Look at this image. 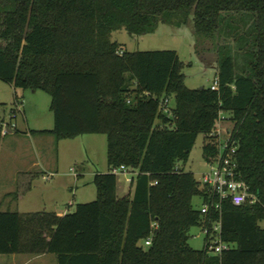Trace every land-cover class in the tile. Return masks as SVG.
I'll return each instance as SVG.
<instances>
[{
    "label": "trees",
    "instance_id": "obj_1",
    "mask_svg": "<svg viewBox=\"0 0 264 264\" xmlns=\"http://www.w3.org/2000/svg\"><path fill=\"white\" fill-rule=\"evenodd\" d=\"M190 17L195 37L217 57L216 92L187 89L174 51L128 53L111 42L121 30L152 35ZM0 82L49 96L53 128L31 134L57 142L103 135L107 164L92 180L95 201L72 213L0 212V255H52L56 264H264V0H0ZM163 98L173 100L171 118L158 113ZM223 114L238 172L258 202L222 205L220 240L229 248L218 256L205 239L199 251L188 245L208 194L177 164L199 136L202 159L213 155L210 134ZM120 167L135 173L124 197L111 174Z\"/></svg>",
    "mask_w": 264,
    "mask_h": 264
},
{
    "label": "rangeland",
    "instance_id": "obj_2",
    "mask_svg": "<svg viewBox=\"0 0 264 264\" xmlns=\"http://www.w3.org/2000/svg\"><path fill=\"white\" fill-rule=\"evenodd\" d=\"M111 42L117 43L128 53L174 51L181 62L180 73L183 75V84L187 89H206L213 84L217 57L212 52L210 42H204L195 37L191 17L181 28L159 25L152 35L134 37L121 30L111 34ZM16 95L22 105L20 113L11 118L13 91L0 83V103L5 104L4 107H0V119L6 123L11 122L12 127L16 125L21 137L25 136V126L30 129L52 128L53 119L49 111L50 98L48 95L31 91H16ZM170 105L173 106V100ZM221 117L226 118L227 116L223 114ZM218 126L221 131H224L231 130L233 125L225 119L221 120ZM30 136L33 139L34 136L42 135L31 134ZM37 138L39 137H35L32 146L27 143V140L22 139L24 147L22 150L16 148L13 138H0V199L7 191H16V172H23L31 163L37 162L40 156L37 158L36 152L49 160L50 169L57 171V174H54L51 181L34 179L32 190L30 193H24V199L19 203L18 208L15 204L5 208L0 204V212H16V209L24 214L50 212L54 206L53 203H56L58 207L68 209L72 213L76 205L94 202L96 194L91 174L95 171L98 173L104 171L105 137L84 135L75 139L62 140L59 143L52 136L50 139ZM202 144L203 137L199 136L187 162L177 164V167L183 169L184 172L193 174L196 181L199 179V174L205 171L201 155ZM71 170L84 174V177L74 178ZM116 179L118 186H125L122 174H118ZM10 199L13 197L11 196ZM193 203L198 206L197 200ZM189 236V247L195 251L201 250L203 237L200 230L192 228ZM47 256L44 264H56L54 256ZM7 258L9 256L0 255V262Z\"/></svg>",
    "mask_w": 264,
    "mask_h": 264
},
{
    "label": "built area",
    "instance_id": "obj_3",
    "mask_svg": "<svg viewBox=\"0 0 264 264\" xmlns=\"http://www.w3.org/2000/svg\"><path fill=\"white\" fill-rule=\"evenodd\" d=\"M117 56L122 55V50L116 52ZM213 92L218 90L217 79L214 78L213 84L209 87ZM171 98H163L158 103V113L166 118L172 117L173 106L170 105ZM225 120L220 117L217 121L214 130L210 134L212 141L211 145L215 152L207 160L204 161L205 171L199 174L197 180L199 186L207 191L208 197L205 202H202L198 211L201 217V223L198 226L203 240H206L208 250L214 255H220L228 250V246L220 240V216L221 208L225 203L238 208L245 205L257 204V198L249 192V188L242 180L238 172L236 152V142L231 137V130L221 131L219 122ZM6 127H0V134L4 136ZM72 171V170H71ZM73 172V171H72ZM127 172L124 167L112 170L111 174L117 176ZM74 174V172H73ZM52 175L44 177V180H49ZM74 177L76 178L75 174ZM128 180L127 182H130ZM155 185V183L153 184ZM210 215H215V222L209 223ZM264 228V222L261 224ZM150 238L144 243V247L149 246Z\"/></svg>",
    "mask_w": 264,
    "mask_h": 264
},
{
    "label": "crops",
    "instance_id": "obj_4",
    "mask_svg": "<svg viewBox=\"0 0 264 264\" xmlns=\"http://www.w3.org/2000/svg\"><path fill=\"white\" fill-rule=\"evenodd\" d=\"M0 83H2V82H0ZM2 84L6 85L7 87H9L13 91V88L11 86L4 84V83H2ZM14 94L16 95V91L15 92L13 91V102H12V109H11L12 111L10 110L11 118L12 117L14 118L17 113H20V108L22 105L21 100L17 97V95H16L17 103L14 104ZM0 105L5 106V104H2V103H0ZM52 119H53V117H52ZM0 125L5 126L7 128L6 132H5L6 134L4 136H2L0 134V138L1 139H5L6 137L13 138L14 139L13 142H14V144H16V148H18L19 150H22L24 148L22 145V139L27 140V143L32 146L34 143L33 141H34L35 137H39L37 139H40V137H46V138L50 139V137H51V135L46 134V135H42V136H34V138L32 139V137L30 136L31 132H40V131L50 132L53 128V125H52L51 129H46V130H44V129H30V128H28V126H25V128H24V130H25V133H24L25 136L24 137L25 138H24V137L20 136L19 132L17 131L16 125L14 127L11 126V122L6 123V122H4L3 119H0ZM37 135H39V134H37ZM18 137H21V138H18ZM51 143H53V142H51ZM57 143H59V141ZM51 145H54V144H51ZM38 156H40V157H39V160L37 162L31 163L28 167H26V169L23 172H20V171L16 172V180H15L16 184H17L16 189H15L16 191H7L5 194H3V196L0 199L1 206H4V208H5V207H10L12 204H15L18 208L19 203H21L22 200L24 199V193H26V192L30 193V191L32 190V184H33L34 179L40 178L41 181H43L45 176L52 175L51 178H53L54 174H57V171L54 172V171H52V169H50V164H49L48 159H46L43 156L41 157V155H38V153L36 152V157L38 158ZM35 169H37L36 172H35ZM106 172H107V164H106V156H105L104 171H102L101 173H98L97 171H95V173H92L91 176L94 177L97 174H104ZM74 174H75L77 179L84 177V174H81V173L74 172ZM122 176L124 178L123 182H124L125 186H121V185L118 186L116 183V195L118 197H124V196H127L131 193V189L129 187L130 182H127V181L131 180L135 176V173L127 171V172L122 173ZM51 178H49V180H46V181H51ZM68 189L70 191L72 190L71 188H68ZM11 196L13 197V199H10ZM53 204H54V206L52 207L51 211L47 212V213H54L57 217H62L64 215L70 213L68 209H66V210L62 209V208L58 207L56 205V203H53ZM68 208H70V206H68ZM42 212H46V211H42ZM16 213L24 214V213H21V211H19V209H16ZM25 214H28V213H25ZM20 256H24L26 258H21ZM47 257H48L47 255H39V256L10 255L9 258H7V260L1 261L0 264H44Z\"/></svg>",
    "mask_w": 264,
    "mask_h": 264
}]
</instances>
